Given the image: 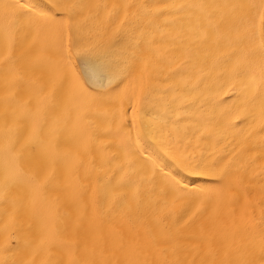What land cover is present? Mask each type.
<instances>
[{"label": "bare ground", "instance_id": "6f19581e", "mask_svg": "<svg viewBox=\"0 0 264 264\" xmlns=\"http://www.w3.org/2000/svg\"><path fill=\"white\" fill-rule=\"evenodd\" d=\"M262 46L264 0H0V264L264 261Z\"/></svg>", "mask_w": 264, "mask_h": 264}, {"label": "snow or ice", "instance_id": "6c2138e0", "mask_svg": "<svg viewBox=\"0 0 264 264\" xmlns=\"http://www.w3.org/2000/svg\"><path fill=\"white\" fill-rule=\"evenodd\" d=\"M20 8H27L29 12H33L35 10L36 5L33 4L31 6L26 4H20ZM53 9H61L62 6L59 4L51 5L50 6ZM139 7L141 8H147V4H142ZM64 14H67V9H63ZM60 12H56L53 16V19L57 20L58 23L62 24L63 20L59 19ZM144 20H149L148 17H143ZM156 22V18H151L149 21V24L147 26H142L143 30L140 34V36L136 35V29H133V31L129 34H127V44L124 46L123 51L126 55V65H127V71L128 75H131L132 71L135 68V65L137 63V60L143 56L144 52L148 49H150V46L154 41L149 39L150 35V28L151 25ZM261 74L264 76V46H262L261 50ZM94 79L100 80L101 82L104 79V71L102 68H97L93 71L91 74ZM127 76H123L119 83H123L125 79H127ZM115 79V77H113ZM111 82V81H109ZM116 87H119V84L116 85ZM114 88H110L109 91H114ZM259 103L261 107V118L264 119V89L261 90V93L259 95ZM107 101H105L101 96H98L96 98L92 99L91 106L93 107H101L104 104H106ZM262 131H264V128H262ZM131 135V131H129V136ZM37 145H39V141L35 142ZM195 171V170H194ZM172 184L176 189L182 190V191H188V187L186 182L184 181V177L180 176L179 173L176 174V176L172 177ZM5 264H7V261H5ZM195 264V261L193 262ZM201 264H208V261H202ZM212 264H256L255 261L247 258L245 255H239L235 259L225 260V259H218L212 262ZM260 264H264V261H261Z\"/></svg>", "mask_w": 264, "mask_h": 264}]
</instances>
